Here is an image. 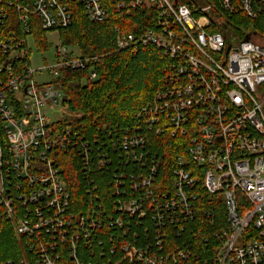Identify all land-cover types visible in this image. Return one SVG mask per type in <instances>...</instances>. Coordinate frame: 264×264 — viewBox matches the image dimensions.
<instances>
[{
	"label": "built area",
	"instance_id": "built-area-1",
	"mask_svg": "<svg viewBox=\"0 0 264 264\" xmlns=\"http://www.w3.org/2000/svg\"><path fill=\"white\" fill-rule=\"evenodd\" d=\"M73 2L89 22L106 20L110 11L122 18L147 9L149 26L115 27L114 44L152 45L169 60L164 88L138 113L154 135L185 139L169 190L158 181L160 158L138 122L133 131L89 138L49 120L48 111L63 105L54 83L60 72L86 69L98 56L60 42L50 61L42 57L44 66L33 68L28 20L35 14L43 30L58 34L71 24ZM194 3L28 0L16 6L23 37L3 34L7 12L0 5V218L25 249L19 261L3 264H187L197 235L186 228L195 218L197 176L207 193L220 194L226 215L225 226L212 232L217 244L210 258L195 264H264V36L241 27L249 38L233 43L216 5ZM218 8L255 18L264 0H219ZM200 13L222 31L205 28ZM88 69L89 79L96 78ZM42 74L48 79L38 80ZM66 150H76L87 182L81 210L62 176L59 156ZM97 178L108 186L109 203L102 202ZM79 239L89 252L85 261L76 254Z\"/></svg>",
	"mask_w": 264,
	"mask_h": 264
},
{
	"label": "trees",
	"instance_id": "trees-1",
	"mask_svg": "<svg viewBox=\"0 0 264 264\" xmlns=\"http://www.w3.org/2000/svg\"><path fill=\"white\" fill-rule=\"evenodd\" d=\"M9 1H12L11 5H8ZM194 1L177 0V3L193 5ZM205 1L207 4L216 5L218 11L219 0ZM23 2L27 3L28 0H0V5L4 6L7 12V18L2 26L3 34L13 31L17 37H23V27L16 9L17 4ZM70 6L71 24L57 30L61 44L78 49L83 56L96 55L98 59L90 63L86 69L64 70L54 81L63 92L62 104L72 114L70 118H63L58 123L60 126L71 125L81 134L91 138L98 132L108 134L109 131L121 132L125 128L133 131V125L138 122L141 133L147 138L150 150L160 158L158 181L161 186L165 184L166 189L169 190L174 155L182 152L185 139L170 137L168 134L154 135L152 131L146 129L142 115L138 117V113L152 102L156 92L164 88L165 67L168 66L169 60L152 45L116 49L114 44L115 27L124 31L140 32L149 26L151 22L147 9L134 10L122 18L110 11L106 20L89 22L82 4L73 2ZM221 13L219 12L226 23L237 30H240V26L245 29L252 28L264 36V9L260 10L255 18H249L242 12L231 15ZM196 17L205 28L222 31L219 29L220 26L211 24L201 13ZM28 27L33 45L38 51H46L49 48L47 32L42 29L38 16L30 15ZM239 33L241 38L246 36V33ZM0 59L3 61V56H0ZM16 61L19 65L26 62L25 59ZM89 67L96 72V78L92 80L88 77ZM78 156L76 150H66L61 151L59 157L60 165L63 167L62 176L72 192L74 207L81 210L87 196L84 190L87 182L82 178ZM195 181L194 192L197 195L195 218L186 223V228L188 233L193 231L197 235L193 239L192 258L190 257L187 264L201 263L203 258H210L213 246L217 244L212 232L225 226V205L220 194L207 193L199 176ZM96 184L102 202L109 203L108 186L104 180L97 178ZM201 237H206L207 241H202ZM23 244L16 238L10 222L2 216L0 264L19 261L22 251L25 250ZM88 253L82 241L76 240L78 258L85 261Z\"/></svg>",
	"mask_w": 264,
	"mask_h": 264
},
{
	"label": "rangeland",
	"instance_id": "rangeland-1",
	"mask_svg": "<svg viewBox=\"0 0 264 264\" xmlns=\"http://www.w3.org/2000/svg\"><path fill=\"white\" fill-rule=\"evenodd\" d=\"M197 3L201 5H206L205 0H195ZM216 17L219 18L221 15L219 14V11L216 12ZM219 29H222L221 27ZM241 33H247L246 30L241 29V26L239 27ZM224 33L230 38V40L233 43H237L238 39L241 38V36L238 35L236 28H234L231 24L225 28ZM49 43V52L46 54L42 51H38L36 47L33 45L32 42L29 41V47L31 48V55H30V61H31V66L33 68H39L44 66L45 60L42 58L44 57L45 59H48L50 61V56H52V53L54 52V47L55 45L60 43L59 40V34L57 32H48L46 34ZM38 80H47L48 77L46 74L38 75L37 76ZM71 112L70 110L66 107L60 104V102H57V104L52 108V110L48 111V117L49 120L55 121V120H61L63 118H70L71 117Z\"/></svg>",
	"mask_w": 264,
	"mask_h": 264
},
{
	"label": "water",
	"instance_id": "water-1",
	"mask_svg": "<svg viewBox=\"0 0 264 264\" xmlns=\"http://www.w3.org/2000/svg\"><path fill=\"white\" fill-rule=\"evenodd\" d=\"M249 37H248V35H246L245 37H244V40H247Z\"/></svg>",
	"mask_w": 264,
	"mask_h": 264
}]
</instances>
